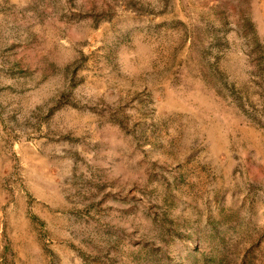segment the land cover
<instances>
[{"label":"rangeland","instance_id":"374dc122","mask_svg":"<svg viewBox=\"0 0 264 264\" xmlns=\"http://www.w3.org/2000/svg\"><path fill=\"white\" fill-rule=\"evenodd\" d=\"M0 264H264V0H0Z\"/></svg>","mask_w":264,"mask_h":264}]
</instances>
